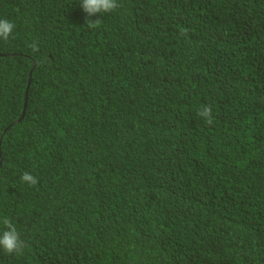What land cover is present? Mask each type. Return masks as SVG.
Masks as SVG:
<instances>
[{
  "label": "trees",
  "instance_id": "trees-1",
  "mask_svg": "<svg viewBox=\"0 0 264 264\" xmlns=\"http://www.w3.org/2000/svg\"><path fill=\"white\" fill-rule=\"evenodd\" d=\"M118 3L0 0V264H264V0Z\"/></svg>",
  "mask_w": 264,
  "mask_h": 264
},
{
  "label": "clouds",
  "instance_id": "clouds-1",
  "mask_svg": "<svg viewBox=\"0 0 264 264\" xmlns=\"http://www.w3.org/2000/svg\"><path fill=\"white\" fill-rule=\"evenodd\" d=\"M118 0H81V8L87 14V17L97 16L98 14L112 13L119 7ZM99 19L89 20L87 25L89 27H96ZM15 24L7 19H0V40L7 41L12 36ZM187 29H181L180 34L186 35ZM33 52L39 51V44L33 42L29 45ZM198 115L202 117L207 124L213 122L212 107L206 105L198 111ZM20 179L28 186H35L38 183V178L30 172H24ZM5 230L0 233V249L6 254L17 256L22 255L26 247L25 241L20 238L16 226L10 219L4 217L2 220Z\"/></svg>",
  "mask_w": 264,
  "mask_h": 264
}]
</instances>
